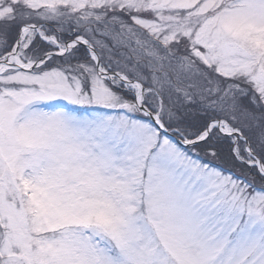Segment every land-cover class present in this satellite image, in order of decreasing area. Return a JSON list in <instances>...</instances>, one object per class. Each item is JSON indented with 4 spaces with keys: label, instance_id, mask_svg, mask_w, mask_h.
I'll return each mask as SVG.
<instances>
[{
    "label": "snow or ice",
    "instance_id": "6c2138e0",
    "mask_svg": "<svg viewBox=\"0 0 264 264\" xmlns=\"http://www.w3.org/2000/svg\"><path fill=\"white\" fill-rule=\"evenodd\" d=\"M0 264H264V0H0Z\"/></svg>",
    "mask_w": 264,
    "mask_h": 264
}]
</instances>
